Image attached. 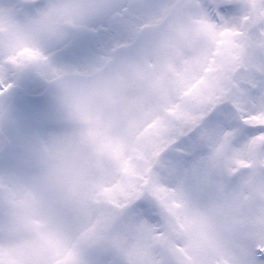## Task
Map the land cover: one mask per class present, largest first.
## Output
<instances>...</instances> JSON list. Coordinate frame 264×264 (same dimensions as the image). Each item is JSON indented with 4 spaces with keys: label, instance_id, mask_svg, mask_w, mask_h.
I'll list each match as a JSON object with an SVG mask.
<instances>
[{
    "label": "rangeland",
    "instance_id": "obj_1",
    "mask_svg": "<svg viewBox=\"0 0 264 264\" xmlns=\"http://www.w3.org/2000/svg\"><path fill=\"white\" fill-rule=\"evenodd\" d=\"M39 1L0 36V90L18 88L0 93V264H251L264 250V112L242 106L241 123L217 126L199 114L252 70L264 0H223L227 17L206 8L216 0H119L154 7L75 62L58 50L118 0ZM28 84L46 94L40 118L16 103ZM197 124L193 155L176 133ZM145 195L155 218L137 210Z\"/></svg>",
    "mask_w": 264,
    "mask_h": 264
},
{
    "label": "snow or ice",
    "instance_id": "obj_2",
    "mask_svg": "<svg viewBox=\"0 0 264 264\" xmlns=\"http://www.w3.org/2000/svg\"><path fill=\"white\" fill-rule=\"evenodd\" d=\"M152 7L154 5L148 2L125 4L118 0L112 6L113 11L100 20L102 27L98 31L74 37L67 46L58 50V58L67 62L86 58L114 37L123 34L141 11ZM209 7L225 17L236 11L233 4L225 3L223 0H216V2L210 3ZM254 37L264 40V23H261L258 31L254 33ZM16 103L36 118L42 117L47 110L45 92L34 90L31 84L25 87ZM242 106H247L250 110L264 112V47L256 53L252 70L235 74L228 86L227 97L205 108L199 114V119L205 126L241 123L244 115L241 112ZM248 130L251 131L252 129ZM200 131V124L187 125L182 131L176 133V140L193 155H196L199 151ZM161 167L164 166L161 165ZM137 210L154 218L157 214V208L148 195L137 201ZM251 264H264V250L256 249L254 251Z\"/></svg>",
    "mask_w": 264,
    "mask_h": 264
},
{
    "label": "flooded vegetation",
    "instance_id": "obj_3",
    "mask_svg": "<svg viewBox=\"0 0 264 264\" xmlns=\"http://www.w3.org/2000/svg\"><path fill=\"white\" fill-rule=\"evenodd\" d=\"M11 2L10 9L8 12V18L10 19V22L8 21L4 23L3 29H0V36H5V33L9 30L10 32H14V30L17 31L18 28L21 26L23 27L22 23L24 21L29 20V18L36 17V14H30V9L34 12L36 9L38 10L40 4L39 0H9ZM260 3H263V0H258ZM261 3V5H262ZM37 7V8H36ZM67 27H70L69 23L66 24ZM21 29V28H20ZM19 33V32H18ZM18 89V88H16ZM15 90H12V84L9 87L4 88V91L0 90V93L2 96L9 95V94H15Z\"/></svg>",
    "mask_w": 264,
    "mask_h": 264
},
{
    "label": "bare ground",
    "instance_id": "obj_4",
    "mask_svg": "<svg viewBox=\"0 0 264 264\" xmlns=\"http://www.w3.org/2000/svg\"><path fill=\"white\" fill-rule=\"evenodd\" d=\"M229 1V0H228ZM4 140V139H3Z\"/></svg>",
    "mask_w": 264,
    "mask_h": 264
}]
</instances>
